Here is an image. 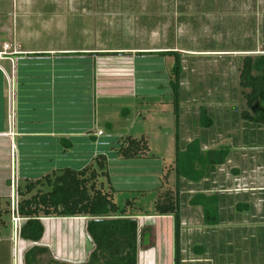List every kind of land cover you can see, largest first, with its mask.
Instances as JSON below:
<instances>
[{"label": "crops", "instance_id": "0c3cea01", "mask_svg": "<svg viewBox=\"0 0 264 264\" xmlns=\"http://www.w3.org/2000/svg\"><path fill=\"white\" fill-rule=\"evenodd\" d=\"M223 24L229 32L232 27V34L235 25L242 24L244 39L250 45L192 47L198 31L213 35V26ZM253 24L254 30L264 25L263 0H0V264H13V175L19 193L29 181L65 167L83 170L108 153L109 146L115 151V143L131 136L128 133L133 129L128 125L129 130L121 132L117 130L119 123L139 119L143 116L142 105H148V94L139 87L138 72H171L173 53L179 55L182 66L181 148L194 139L200 140L203 149L230 148L229 159L223 164L228 168L226 194L201 185V189H190L192 195H184V181L197 186L209 176L199 182H180L181 264H234L230 259L234 242L229 237L225 242L219 234L225 229L232 232L230 225L238 221L244 225L250 222L246 213L255 193L237 191L236 186L259 185L260 194L264 192V157L251 164L254 155L251 158L244 145L247 132L255 129H248L247 120L236 118V114L221 111L211 119L213 126L224 121L226 130L219 126L217 136L200 133L201 107L207 108L208 115L214 108L212 102H196L197 83H185L183 77L188 71L209 65L207 58L215 55L235 58L264 53V45L251 42ZM7 44L10 48L5 47ZM163 78L168 79L167 74ZM167 92L172 95L171 86ZM101 130L103 134L99 135ZM258 130L262 131L260 127ZM215 137L224 138L225 143L214 145L212 142L218 139ZM242 138L246 144H242ZM71 159L78 162L76 166L70 164ZM114 160L126 159L118 154L109 158L110 182L103 176L99 179L119 205L118 195L125 190L134 192L136 182H128V178L122 182V173L112 171ZM146 174L138 173L140 178L132 179L148 181L142 179ZM158 178L153 175L149 190L142 186L144 194L155 189ZM165 182V186H173L169 177ZM123 183L128 185L126 189ZM160 188L163 190V185ZM197 193L220 195V224H206L203 208L190 203ZM261 208L253 214L255 224L258 216H264ZM128 214L137 218L140 228L147 232L138 264H175L174 217L157 215L155 208L140 207L128 210ZM41 221L44 232L39 242L20 234L23 264L32 247L37 250L32 264H79L90 260L94 243L87 233V217H42ZM94 264H117V259L104 253Z\"/></svg>", "mask_w": 264, "mask_h": 264}, {"label": "trees", "instance_id": "16d2710c", "mask_svg": "<svg viewBox=\"0 0 264 264\" xmlns=\"http://www.w3.org/2000/svg\"><path fill=\"white\" fill-rule=\"evenodd\" d=\"M175 55V64L170 72L175 124L176 151L175 172L176 192L167 188L160 192L156 202L157 215H172L175 219V264H181V203L179 188L182 179L199 182L227 163L230 148L223 146L215 149H203L199 139L192 140L184 149L181 141V79L180 57ZM239 85L249 107L260 105L264 101V53L244 55L239 67ZM245 120L264 125V107L256 114L249 110L241 112ZM202 126L212 124L207 108L201 107ZM117 154L123 159L138 158L147 154L149 144L145 137L125 136L119 140ZM106 177L110 182L108 162L105 155L98 157L97 165L83 170L70 167L61 168L36 181H29L24 189L19 188L21 199L19 211L27 217L21 229V235L34 242L43 236L42 217L85 216L87 233L94 243V249L87 263L94 264L104 253L117 259V264H138L140 247L146 242L147 232L141 229L137 218L127 217L132 202L127 201L120 207L111 192L106 191L99 178ZM47 188V189H45ZM193 205L203 208L204 221L208 225L221 223L222 199L219 194L197 193L190 200ZM151 231V230H150ZM150 246L153 245L151 241ZM36 248L32 247L24 256L25 264H32ZM65 264V263H63ZM67 264V263H66Z\"/></svg>", "mask_w": 264, "mask_h": 264}, {"label": "rangeland", "instance_id": "374dc122", "mask_svg": "<svg viewBox=\"0 0 264 264\" xmlns=\"http://www.w3.org/2000/svg\"><path fill=\"white\" fill-rule=\"evenodd\" d=\"M264 1V0H263ZM260 17V15H258ZM236 31L232 34V30L230 27V32L227 30V25H215L213 31L215 34H209L204 30L198 31V39L194 41V45L192 47L198 48H243L244 46L250 45L248 40L244 39V26L242 24L235 25ZM264 25H258L257 30L255 29V25L253 24V31H251L253 39L251 42L253 44H262L264 45ZM196 35V36H197ZM258 40V42H257ZM192 43V42H190ZM196 44V45H195ZM191 46V45H190ZM243 56H235V58L225 55H215L211 58H207L209 65L204 66L202 69H195L194 71H188L185 73L183 80L185 83H197V95H194L196 98V102H212L211 108L216 109V107H220V109L214 110L213 114L209 117H214L218 112L223 111L224 113H228V115L236 114V118L241 116V112L244 110H249L252 114H256L258 112V108L264 107V101L259 102L260 105H256L255 107H249L246 102V98L242 93V89L239 85V67L241 65ZM230 59V61H229ZM206 61V58H205ZM229 62V63H228ZM210 63H213L212 67ZM207 64V63H206ZM219 66L220 69L218 71L214 69L216 66ZM223 67V68H222ZM213 68V69H212ZM225 68V69H224ZM229 70H228V69ZM169 73V74H168ZM167 74L168 79L163 78L164 75ZM170 72H160V73H152L147 75L144 71L138 72L139 79V87L141 91L148 94L149 98L146 101L147 104L142 105V113L139 119L134 121L133 118H129L130 120H124L120 122L119 131H126L128 125H132L133 129L130 134L133 138H142L145 137L149 144V150L146 155H143L138 158L126 159L121 162L111 161V164H114L115 167H111L112 171L115 173H122L119 175L122 182H136L135 183V191H121V194L118 195V203L121 206H125L127 201L132 202V207L128 208V210L137 209L138 207L143 208L145 210H152L155 208L156 210V202L160 195L162 189L160 186L163 185L164 189L170 188L173 192H176V184L177 177L175 168V151H176V124H175V113H174V105H173V97L172 95H168V88H170ZM161 78V79H159ZM203 87L201 86L202 81ZM172 91V89H171ZM162 101L164 103H162ZM166 102V103H165ZM148 109H145V107ZM241 121V118H240ZM242 121H244L242 119ZM224 121L220 120L219 126L223 131H225ZM130 123V124H129ZM216 123V122H214ZM247 128H253L255 130L247 132L249 134L245 140H247V145L245 150L249 153L250 157L254 158L250 161L251 164H256L260 162L258 158L264 157V125L258 123H250L249 120L246 121ZM218 125H209L202 126V132L205 135H215L219 134ZM259 127L262 131H259ZM106 133L109 132L108 128H105ZM129 136V135H127ZM125 137V136H123ZM122 138V137H121ZM216 142H212L214 145H222L224 144V138L215 137ZM244 139L242 138V144H246ZM120 142L115 143V151L110 149L109 146L108 153L104 152L107 157L108 162V171H109V158H113L116 156V148H119ZM108 155V156H107ZM143 160L135 161L134 159ZM264 160V159H263ZM77 161H73L71 159L70 164L76 166ZM144 164V165H143ZM97 165V161L94 164ZM142 168V169H138ZM146 169V175L142 179L144 180H133L132 177L136 176L138 173L145 172L142 171ZM227 164L221 165L217 168V170L212 173L209 178L200 185H193L190 182L184 181V186L182 190L184 191V195H192L190 189H201L202 186L208 185L211 188L212 192H219L226 194L228 180H227ZM141 171V172H140ZM164 172V173H163ZM137 173V174H136ZM124 174V175H123ZM156 175L159 178L155 183V189L148 191L144 194V188H150L152 184L151 181L153 179V175ZM171 179L173 181L172 187L165 186L166 179ZM104 181H108L103 178ZM186 180V179H184ZM100 182V179L98 180ZM188 181V180H187ZM123 183V187L126 189L127 184ZM125 184V185H124ZM165 184V185H164ZM259 185L254 184H237V191H241L242 189L248 190V193H255L254 203H249L250 209L247 211L246 215L250 219V222L247 224L233 223L230 226L233 227L231 229L232 232H226V229L223 232H220L219 236L223 237V240L226 242L228 237L234 242L233 249L230 253L231 260H233L234 264H264V216L258 219V224L253 223L254 212L258 211V208L262 206L261 209H264V192L260 194V190L257 188ZM256 188V190H249L250 188ZM152 188V187H151ZM143 190L142 192L139 190ZM163 189V190H164ZM186 193V194H185ZM262 196L263 202L260 201V197ZM183 197V196H182ZM185 200V197L183 198ZM187 201V196L186 200ZM238 201V199H237ZM227 203H225L226 205ZM151 208V209H148ZM245 214L243 213V216ZM238 220V219H237ZM252 220V221H251ZM228 225H225L227 228ZM224 229V227H222ZM222 241V240H221ZM227 255V254H226Z\"/></svg>", "mask_w": 264, "mask_h": 264}, {"label": "built area", "instance_id": "2783aa9c", "mask_svg": "<svg viewBox=\"0 0 264 264\" xmlns=\"http://www.w3.org/2000/svg\"><path fill=\"white\" fill-rule=\"evenodd\" d=\"M6 48H10V45H5ZM3 55V53H1ZM99 135L103 134V131L98 132ZM17 178L15 175L12 177V194H11V213H12V225L14 235V253H13V264H23L22 252L20 248V234L23 224L28 220L20 214L19 211V193L17 190ZM185 224V223H184Z\"/></svg>", "mask_w": 264, "mask_h": 264}]
</instances>
